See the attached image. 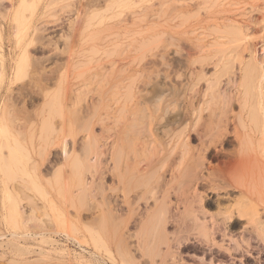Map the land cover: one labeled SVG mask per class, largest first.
Instances as JSON below:
<instances>
[{"label": "bare ground", "instance_id": "bare-ground-1", "mask_svg": "<svg viewBox=\"0 0 264 264\" xmlns=\"http://www.w3.org/2000/svg\"><path fill=\"white\" fill-rule=\"evenodd\" d=\"M84 1L77 0L75 6L72 39L82 25L85 27L99 14L101 7L120 10L133 3L137 5L139 0H93L91 4ZM9 2L11 8L4 16L7 25L0 21V87L5 84L7 89L20 80L29 66V47L38 38L34 36V20L25 14L28 0ZM87 5L95 7L92 12L86 11ZM6 39L8 42L12 39L18 50L16 59H11L13 63L8 65L2 53ZM183 42L178 45L181 56ZM38 63L41 61L31 63L32 76L28 82V92L40 99L33 118L26 111L24 101L21 107L11 104V116L8 103L0 97V172H12L33 161L30 178L43 200L42 212L24 218L18 198L0 179L5 194L3 220L11 229L8 234L12 239L23 238L18 241V247L24 245V239L33 238L41 259H54L57 264H215L213 257L207 261V253L201 248L208 251L213 247L232 257L233 251L250 255L253 241L264 245V138L258 136L264 127V106L258 103L250 111L245 109V103L241 106L246 100L244 88L243 94L238 89L234 97L240 106L237 113L230 105L234 95L220 92L215 107H204L194 101L195 94L187 93L183 87L174 90L176 102L171 109L161 91L150 92L148 86L133 90L125 82L128 77L116 71L108 78L114 87L109 92L107 89L74 91L64 78H59L54 91H48L49 69ZM252 68L247 69L240 82L246 89L256 77L255 67ZM122 88L127 89L126 93L122 92L125 99L120 106L124 111L115 116V111L110 114L106 101L110 93H121ZM150 100L157 102L152 110L139 107ZM81 102L90 109V115L80 129L86 137L77 152L74 128L84 117L75 108ZM109 118L115 119V126L107 125ZM32 119V124H28ZM94 120L101 122L99 134L93 130ZM45 125L51 126L58 137L54 145L61 153L59 166L51 178H44L41 168L49 147H32L31 153L18 139L23 133L32 136L42 132ZM230 125H233L231 131ZM68 136L72 142L67 149ZM108 139L111 144L106 148ZM233 142L237 147L225 150ZM168 171L170 177L166 178ZM234 191L238 194H233ZM148 200H152V207ZM90 208L95 212L87 219L85 212H81ZM239 221L245 222L241 223V230L246 235L250 233L248 237L234 236ZM29 226L32 228L29 233L17 231ZM218 235L220 240L229 239L230 244L223 245L217 240ZM55 237L77 244L81 252L73 254V259L63 255V249L54 245L58 240ZM184 250L198 261H186ZM196 251L202 255L197 256ZM219 262L226 264L221 259Z\"/></svg>", "mask_w": 264, "mask_h": 264}, {"label": "rangeland", "instance_id": "rangeland-1", "mask_svg": "<svg viewBox=\"0 0 264 264\" xmlns=\"http://www.w3.org/2000/svg\"><path fill=\"white\" fill-rule=\"evenodd\" d=\"M55 1L28 0L25 14L34 20L36 28L34 36L38 38L29 47V66L21 74L20 80L12 84L10 89H7L5 84L0 87V97L4 98L6 104L8 103L7 110L11 116L13 111L11 104L21 107L24 101L26 111L31 116L30 118H33L35 105L40 103L39 98L32 97L28 92V82L32 76L31 63L34 61H41L38 64L49 69L50 78L46 86L47 90L51 92L55 90L59 78H64V81L68 80L70 88L74 91L90 90L96 92L97 89H107L109 92V89L113 88L114 90V87L110 86L111 83H109L108 78L117 72L116 74L119 73L128 77L125 82L133 90L148 86L150 92L161 91L171 109L175 107L174 102H176L174 90L180 87L185 88L187 93L195 94L194 101L199 102L204 107H215L218 94L225 92L226 94L229 93L230 96L234 95V100L231 99L230 105L232 110L237 113L240 106L234 97L237 95L238 89L242 94L244 89L246 91V100L241 102V106L246 104L245 109L253 110L254 107L258 106V103L264 106V0H139L137 5L133 3L131 8L123 7L122 10L101 7L99 14L95 18H91L85 27L82 25L73 39L70 34L71 23L76 15L77 0ZM84 2L91 4L93 0H85ZM90 6H86L88 13L95 8ZM10 8L9 0H0V21L4 26L7 25L4 16ZM180 41H184L183 46H185L182 56L178 54ZM189 47H191L190 51L193 49L196 51L190 52ZM2 48L7 65L9 62L13 63L14 57L16 59L18 53L14 41L11 39L8 42L6 39ZM11 59L13 60L11 61ZM116 61L119 62L116 63ZM252 67H255V76L258 79L255 77L254 85L252 82L251 87L246 89L240 82L245 72ZM123 89H120L121 93L109 94L106 103L108 102L107 107L110 114L113 111H115V116L123 113L121 111L124 110L120 106L125 99V94L123 95L122 92L127 91V89ZM110 97L112 98L109 99ZM248 99L250 102L247 104ZM118 100L119 102H117ZM145 106L146 111L152 110L157 106V102L150 100L139 105L142 108ZM248 106H251L250 109ZM75 109L84 117L74 128V132H77L75 148L79 152L86 137L85 131L80 129L83 128L84 124H87L86 119L90 115V109L87 108V110L83 102ZM32 121L33 119L28 124H32ZM108 124L115 126V119L109 118ZM236 124L237 122L234 123V125ZM230 126L229 131L232 130L233 125ZM171 128L174 129V133L177 132L175 126L172 125ZM101 129V122L94 120V132L99 134ZM42 132H36L32 136L28 132L23 133V136L20 135L18 139L30 151L32 147L38 148L40 145L49 147L41 168L44 178H51L59 166V160H61L59 157L60 149L54 145L58 137L49 125L43 126ZM258 136L259 139L264 138V127ZM71 142V137H66L67 149ZM192 143L196 144L197 141H192ZM110 144L108 139L105 147H109ZM235 146L237 147V143L233 142L232 145L225 146V150H232L236 148ZM32 162L30 160L26 167L21 166L12 172H0V179L18 198L24 218L32 217L37 211H43V200L40 199L37 191L35 192L30 178ZM165 173L166 178H169V171ZM107 182L110 183V180ZM2 185V181H0V235L5 233L6 237L0 236V241H2L0 244V264H57L54 259H41L43 258L42 255L37 254L40 252L39 246L33 238L25 237L24 245L18 247L20 246L18 241H22L23 238L14 237L12 239L13 237L11 238L8 234V230L11 229L3 220L2 211L4 210L2 209L5 194ZM233 194L238 193L234 191ZM171 200L174 201V197ZM147 204L152 207V200H148ZM94 212L95 209L90 208V210H83L81 213H84L85 218L90 219ZM43 220H46L45 223H47L46 217ZM238 223L243 224L245 222L239 221ZM238 228L241 227H237L236 230ZM247 228L250 230L249 226ZM31 229L29 226L19 228L17 231L20 234L29 233ZM170 229L172 230V226L169 227ZM239 233H236L235 237H238ZM246 234L241 230V236L248 237L250 235V233ZM220 238L221 236L218 235L217 240L223 245L228 246L230 244L229 239L220 240ZM131 242L133 243V240ZM54 245L63 249V255L70 256L71 259L74 257L73 254L81 252V248L77 244L68 243L64 238L58 239ZM252 245L253 247H249L252 257L244 251H233L234 254L231 255L233 258L213 247L209 248V251L215 255L219 253L217 257H220L221 261L226 264H264V245L254 241ZM258 247L260 252H258ZM201 249L207 251L204 247ZM183 252L187 253V250ZM191 253L189 252V255ZM101 254L107 257L104 252ZM195 254L200 256L202 252L196 251ZM211 254L208 255L211 257ZM254 255L259 259L257 260ZM205 258L207 261L209 260L208 256ZM184 259L188 262L198 261L188 256V253ZM214 263L220 264L218 259H214Z\"/></svg>", "mask_w": 264, "mask_h": 264}, {"label": "flooded vegetation", "instance_id": "flooded-vegetation-1", "mask_svg": "<svg viewBox=\"0 0 264 264\" xmlns=\"http://www.w3.org/2000/svg\"><path fill=\"white\" fill-rule=\"evenodd\" d=\"M239 226L241 227V224L236 225V228L239 227ZM236 228H235L234 236L236 235V233L240 232L239 235H238V237H241V228H238L237 230H236ZM208 251H206V253L207 254H211V252L209 253ZM198 252L201 253V251H198ZM207 254H206V256H208V258H209L210 256L207 255ZM217 255H219V253H217L216 255L215 254L214 255L211 254V257H213L214 259H218V260L221 259L220 257H217Z\"/></svg>", "mask_w": 264, "mask_h": 264}]
</instances>
